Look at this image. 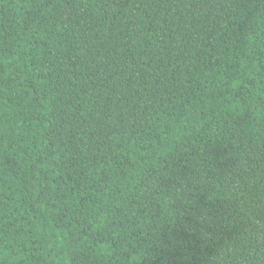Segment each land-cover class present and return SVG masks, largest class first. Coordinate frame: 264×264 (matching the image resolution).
Instances as JSON below:
<instances>
[{"label": "trees", "instance_id": "1", "mask_svg": "<svg viewBox=\"0 0 264 264\" xmlns=\"http://www.w3.org/2000/svg\"><path fill=\"white\" fill-rule=\"evenodd\" d=\"M0 264H264V0H0Z\"/></svg>", "mask_w": 264, "mask_h": 264}]
</instances>
